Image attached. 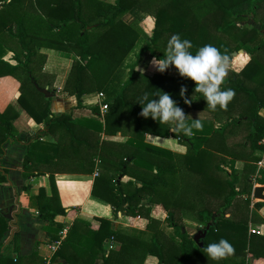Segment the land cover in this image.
Masks as SVG:
<instances>
[{"label": "trees", "instance_id": "trees-1", "mask_svg": "<svg viewBox=\"0 0 264 264\" xmlns=\"http://www.w3.org/2000/svg\"><path fill=\"white\" fill-rule=\"evenodd\" d=\"M133 7L144 11L151 9L154 26L150 36L142 35L140 30L138 32L132 25L122 22L123 14ZM260 7H264V0H114L111 3L105 0H0V76L18 77L17 101L35 123L42 124L43 134L61 127L65 136L73 140L77 122L70 113L53 114L50 98L34 85L43 87L38 81L45 77L38 72L40 66L36 69L38 58L44 56L39 51L41 47L75 52L79 56L72 63L64 86L66 93L75 95L77 103L86 91H100L106 95L108 110L103 123L99 118L95 121L97 133L111 131L108 116L117 110H125L133 116V136L126 140L133 148L121 155L114 172L98 170L92 183L91 194L110 204L112 219L118 214L144 216L148 220L146 229H150L154 219L149 215V205L169 194V177L179 167L200 174V179L209 183L201 190H195L198 195L202 192L210 195L219 189L226 191L219 208L213 210L210 203H206L197 210L201 228L209 225L199 240L201 245L194 242L193 235L185 230L182 222H175L173 211L167 210L165 219L173 229L172 235L163 228H156L146 239L112 228L111 218L96 217L95 222L74 218L67 225L54 257L59 256L68 264H94L97 257L101 258V264H136V259L140 264L146 255L155 256L157 264H247L250 258L264 257V236L249 231L246 219L226 215L236 198L245 194L237 189L239 177L235 159L231 157L226 161L229 172L225 171V178L221 181L216 173L223 168L219 162L212 163L209 147L225 131L245 126V142L251 150L248 156L256 150L264 151V115L260 113L261 109L264 110V39L256 28L241 26L237 22L243 15L253 14ZM173 33L191 41L192 47L188 51L193 54L200 46L210 44L228 60L240 49L249 55L245 65L239 71H230L220 85L222 89L234 90L235 95L227 108L238 109L236 115L229 112L223 123L215 124V113L203 107L205 100L200 93L193 91L194 82L190 78L179 74L176 78L168 77L166 70L147 76L134 69L141 56L163 58L167 40ZM135 47V59L120 67L124 57ZM8 52H11L14 64L3 59ZM137 81H142L144 87L136 86ZM182 85L186 89L184 97L194 99L190 104H184V97L179 95ZM161 91L168 92L177 102L187 114L189 123L192 119H200L201 129H193L192 135L172 134L168 131L169 124L140 116L141 105L136 101L144 93H148L151 99L154 93L162 94ZM17 117L10 104L0 109V156L4 144L17 139L13 125ZM145 132L172 135L186 147L185 152L178 154L143 142ZM39 135L34 134L26 145L22 160V175L25 177L50 171L42 169L41 162L56 161L62 149H66L57 141L41 140ZM101 143L97 139V154L102 148ZM136 150L142 152L137 154ZM137 167V172L131 171ZM250 168L255 171L253 184H264V168L256 169L255 164ZM93 169L92 164L90 171ZM2 171L6 170L0 169V181L5 180ZM124 174L132 178L122 182L118 175ZM29 205L37 209L40 218L51 224L57 215H65L74 209L62 206L57 195H47L43 188L29 196ZM263 205L264 200L253 203L254 207ZM54 225L57 232L64 227L61 222ZM6 230V220L0 216V237ZM17 238L18 232L15 231L10 242ZM109 238L117 246L106 248ZM220 238L229 241L234 252L220 260H212L207 257L205 248ZM18 258L0 254V264H17Z\"/></svg>", "mask_w": 264, "mask_h": 264}, {"label": "crops", "instance_id": "crops-1", "mask_svg": "<svg viewBox=\"0 0 264 264\" xmlns=\"http://www.w3.org/2000/svg\"><path fill=\"white\" fill-rule=\"evenodd\" d=\"M105 1L114 2V0ZM150 10L144 11L133 7L123 14L121 20L124 24L135 27L138 32L140 30V34L150 36L154 26V19H151L153 16ZM136 50L137 47L124 57V63L120 67L135 59ZM39 51L44 56L38 72L44 76H50L49 79L53 78V85L56 88L55 95L50 100V111L57 115L70 113L72 119L77 122L74 128L76 136L70 140L68 136H65L64 129L61 127L55 128L52 132L41 133L39 135L41 140L57 141L64 147L66 146V149H62V152L59 153L60 157L56 161H49V164L44 163V161L41 162L40 167L50 171L39 175L23 176L22 160L26 152V145L34 134H39V131L42 130V124L35 123L33 118L18 103L19 91L16 89V82L11 79L12 76H0V109L6 104H10L18 114V117L13 121L17 139L5 143L0 156V169L6 170L5 172L2 171L5 180L0 181V216L7 223V230L0 237V254L14 258L19 257L16 261L17 264H68L61 257L53 256L60 240L65 236L67 225H70L74 218L95 222L96 217L110 219L112 216L110 204L91 194L92 183L98 170L114 172L121 155L133 148L126 143V140L133 136L135 122L133 116L125 110H117L108 116L111 131L109 133H97L94 130L95 121L99 118L103 123L105 114L103 117L100 116L99 107L96 103L97 94L100 91H86L81 95L80 102L77 103L75 95L66 93L67 91L64 89L72 63L78 60L79 56L75 52H64L48 47H41ZM153 58L146 55L141 56L134 69L147 76L159 73L151 63ZM230 59V65L240 67L239 69L233 68V71H239L248 61L245 52L243 54L237 53ZM127 70L128 68L125 67V71ZM165 75L176 78L178 72L174 66L170 65L166 69ZM135 85L140 88L144 87L142 81H137ZM47 87L45 86V89H48ZM95 107L98 108V111ZM136 138L137 142L140 143V138L138 136ZM97 139L102 142V148L98 154L96 153ZM142 140L178 154L184 153L186 149L172 135L162 136L153 132H145ZM135 152L139 154L142 151L136 150ZM92 164L94 169L90 171ZM131 171L137 172L138 167L136 169L131 168ZM118 177L122 182L132 178L128 174L118 175ZM137 185L140 183L138 182ZM258 185L262 184L258 183L255 186ZM39 188H43L47 195H57L62 206L74 209L65 215L54 217L52 224L43 220L38 216L37 209L29 205V196L37 193ZM169 191L168 196L173 199L176 195L172 193L171 186H169ZM192 192L193 195H188L186 198L209 195L206 192L199 195H196L194 191ZM164 201L163 197H159L149 205V215L156 221H163L167 216V209L163 207ZM254 201L255 198L248 205L249 231L264 236V205L254 207ZM228 214L229 212L226 213V215ZM111 220L112 228L126 234L141 238L148 235L146 231L148 220L144 216L118 214L117 218H111ZM57 222H61L64 226L58 232L54 225ZM15 231L18 232V238L14 242H10ZM61 231H64L62 237ZM190 234L192 233L190 232ZM57 242L58 244H56ZM115 246L117 245L113 242V248ZM136 260V264H138L139 259ZM94 264H101V258L97 257ZM140 264H157V258L153 255H146ZM247 264H264V257L250 258Z\"/></svg>", "mask_w": 264, "mask_h": 264}, {"label": "rangeland", "instance_id": "rangeland-1", "mask_svg": "<svg viewBox=\"0 0 264 264\" xmlns=\"http://www.w3.org/2000/svg\"><path fill=\"white\" fill-rule=\"evenodd\" d=\"M151 19L153 20V18ZM237 22L241 26H245L248 28L249 27L256 28L260 36L264 39V7H260L253 14L250 13V14L243 15L242 17H240L239 20H237ZM239 52H242V50L240 49L238 51H235L234 53H232L231 57L235 56ZM246 55H247V58L249 59V55L247 53ZM3 59L7 60L11 64H14L15 62L12 58V54L9 52L3 57ZM42 60H43L42 56L38 58L37 64H36L37 70L39 68L38 66L40 65V63H42ZM230 64H231V59L228 60V70H227L226 76L229 74L230 71L240 68L239 66L237 67L235 65H230ZM49 78L46 75L44 77V79L46 80L41 79L38 81L43 87H38L37 84H34V85L40 91L44 90L45 86H48L47 87L48 89H45V91H41V93H43L45 97H48L51 100L52 96L55 95L54 93L56 92L55 91L56 88L53 85V78L52 77H51L52 79H49ZM11 79L16 82L15 85H16V89L18 90L20 80L18 79V77H14V76H12ZM202 104L205 109H208L206 105V101H203ZM237 110H235L233 107L231 108L229 107L226 109H220L219 106H217L216 110L213 111L215 113V124L223 123L226 120V116L227 114H229V112H231L230 114L232 115H236ZM260 113L264 115V110L261 109ZM197 114L200 115L201 112ZM41 133L42 132L40 130L39 134ZM246 133H247V128L245 126L233 127L229 131H225L221 137L214 139L211 143L212 146H209V147L212 150V163L215 164V162L216 163L219 162L220 166L223 168V171H218L216 173V175L219 176V179L221 181H223L225 178V171L229 172L228 165H226V161L231 157L235 159V167L238 171V177H239L237 189L240 191L242 190L245 194H243L242 196H238L236 198L232 206L228 209L229 210L228 215L233 218L246 219L248 222V228H250V223H249L250 216H249V206L248 205L251 200H254L252 196V191H253V187L256 184H258V183L253 184V180L255 177V171L253 172L250 166L252 164H255L256 169L259 168L257 166V161L260 160L264 162V151L256 150L253 155L248 156L251 150L248 145V142H245ZM256 155H259V157H257ZM261 168H264V167H261ZM169 182H170L171 188L173 189L172 193L176 196L173 199H171V196H168V194H165V196L163 197L165 199L164 201L165 204L163 207L167 210H172L173 218L175 222L177 224L182 222L185 230L189 233L191 232L192 233L191 235H193L198 229H202L201 223H199L197 219L198 217L197 210L201 209L206 203H210V206L212 207L213 210L219 208L218 206L219 204L223 202V196L225 195L226 191L219 189V192L213 191L208 196H204V197L200 196L198 198H190V197L186 198V196L188 195H193L192 191H194L195 194L198 195L195 190L198 188L201 190L204 186L209 185V183L201 180L200 174L194 173L193 171L191 172L189 170H184V167L182 168L179 167L177 172H175L174 175L169 177ZM248 184H251V187ZM173 200H176V202H174ZM255 200H258V199H255ZM220 212L221 211H219L218 213ZM156 228H160V229L163 228V230L165 229L166 232H168L171 235L173 233V229L167 225L166 219H164L163 221H156L154 219V222L151 223V228L146 230L148 234L146 235V237L149 238L152 233V229H156Z\"/></svg>", "mask_w": 264, "mask_h": 264}, {"label": "clouds", "instance_id": "clouds-1", "mask_svg": "<svg viewBox=\"0 0 264 264\" xmlns=\"http://www.w3.org/2000/svg\"><path fill=\"white\" fill-rule=\"evenodd\" d=\"M191 47L190 40L182 39L179 33H173L167 40L163 58H153L151 63L158 72H164L171 65L181 77L190 78L194 82L193 91L201 94L200 97L206 101L209 110L215 111L217 106L220 109H226L235 95L233 89L220 87L228 70V57L210 44L200 46L194 54L188 51ZM185 91L182 85L179 95L184 97ZM161 93H154L151 99L148 93H144L136 101L141 105L140 116L151 117L159 123L169 124L168 131L172 134L192 135L193 129H201L200 119H192L189 123L186 119L187 114L170 94L164 91ZM153 97L156 98L153 99ZM192 100H194L192 96L184 97L183 103L187 105ZM205 252L208 258L220 260L232 255L234 248L229 241L220 238L216 242L209 243Z\"/></svg>", "mask_w": 264, "mask_h": 264}, {"label": "built area", "instance_id": "built-area-1", "mask_svg": "<svg viewBox=\"0 0 264 264\" xmlns=\"http://www.w3.org/2000/svg\"><path fill=\"white\" fill-rule=\"evenodd\" d=\"M96 103H97V105L99 107L100 116L103 117V114L108 110V105H107V102H106V96H105L104 93L98 92V94H97V102ZM257 166L258 167H264V162L258 160L257 161ZM60 235L62 237L64 235V231H61ZM56 244H58V242ZM112 246H113L112 238H109L107 240V242H106V248H112Z\"/></svg>", "mask_w": 264, "mask_h": 264}, {"label": "water", "instance_id": "water-1", "mask_svg": "<svg viewBox=\"0 0 264 264\" xmlns=\"http://www.w3.org/2000/svg\"><path fill=\"white\" fill-rule=\"evenodd\" d=\"M41 91H45L41 90ZM252 196L255 199L258 200H264V184L262 185H258V186H254L253 187V191H252ZM209 227V225H206L204 229H198L195 234H193L192 238L194 240V242H198L199 245H201V242H199L200 238H202L207 230V228Z\"/></svg>", "mask_w": 264, "mask_h": 264}]
</instances>
